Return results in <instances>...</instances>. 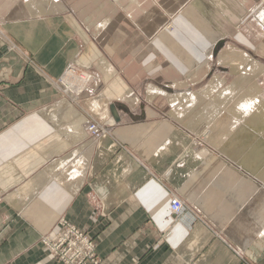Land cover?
Listing matches in <instances>:
<instances>
[{"label": "crops", "instance_id": "0c3cea01", "mask_svg": "<svg viewBox=\"0 0 264 264\" xmlns=\"http://www.w3.org/2000/svg\"><path fill=\"white\" fill-rule=\"evenodd\" d=\"M262 10L0 0V264H59L41 239L62 221L102 264H264V144L243 138L264 135ZM27 58L53 82L73 64L97 83L72 103ZM92 121L108 135L92 141Z\"/></svg>", "mask_w": 264, "mask_h": 264}, {"label": "built area", "instance_id": "2783aa9c", "mask_svg": "<svg viewBox=\"0 0 264 264\" xmlns=\"http://www.w3.org/2000/svg\"><path fill=\"white\" fill-rule=\"evenodd\" d=\"M70 66L72 68L75 67V69L73 68L75 73L72 74L73 70L68 68L66 69V72L62 78H60L59 82L56 81L53 83L56 87H61L63 90H67L69 84L63 83L64 77L67 75V73L71 74V76H74L73 79L76 83V80L81 78L79 80L81 82L80 86H75V84H73L75 91L81 92L80 94L76 93L73 95L76 98L66 94L63 90L61 93L70 102L78 103L80 97L85 92L92 89V86H95L97 79L89 71H83L79 67H76L75 65L73 66V64ZM69 70L71 71L69 72ZM77 71L82 73V77L77 76ZM85 76L88 77V81L84 79ZM96 128H99V124L94 121L90 122L87 126V131L92 141L98 140L99 135L102 134L101 131L99 133L96 132ZM170 206L171 213L175 219L183 216L188 210V206L176 194L173 193ZM41 243L46 248H48V250L53 255V258H55L59 264H102L101 258L97 253V246L92 236L89 233L77 228L76 226L67 223L66 221H62L60 223V231L55 238L45 236L41 239Z\"/></svg>", "mask_w": 264, "mask_h": 264}, {"label": "rangeland", "instance_id": "374dc122", "mask_svg": "<svg viewBox=\"0 0 264 264\" xmlns=\"http://www.w3.org/2000/svg\"><path fill=\"white\" fill-rule=\"evenodd\" d=\"M262 12V11H261ZM261 12L258 14V16L261 14ZM257 16V17H258ZM256 20H257V18H256ZM259 22V21H258ZM169 25H171V24H169ZM169 25H167L166 26V28H168V26ZM26 63H27V66L28 67H31V69H33L34 70V72L35 73H38V75L39 76H41L42 78H44L47 82H49L54 88H57L61 93H62V88L61 87H56L55 86V84L53 83V81L49 78V76H47V73H46V70L44 69V68H42L40 65H38L32 58H27V60H26ZM70 66V65H69ZM76 66V65H75ZM76 67H78V66H76ZM66 69H68V67L66 68ZM66 69H65V72H66ZM80 69H82L83 71L85 70L84 68H80ZM86 71H88V70H86ZM64 72V73H65ZM90 73H92L91 71H89ZM93 74V73H92ZM64 75V74H63ZM62 75V76H63ZM94 75V74H93ZM62 76L60 77V78H62ZM77 76L78 77H82V73L80 72V71H77ZM60 78L59 79H57V80H55V82L57 81V82H59V80H60ZM81 79V78H80ZM79 78H78V80H76L77 81V83L76 82H74V83H76L75 84V86H80V80ZM92 88H93V86H92ZM77 89V88H76ZM91 90V89H90ZM88 92V91H87ZM86 93V92H85ZM62 95V94H61ZM69 95V94H68ZM73 96V95H72ZM74 98H76L75 96H74ZM258 107V102L256 101V100H246L244 103H242V105H241V109L242 110H246L245 111V113H246V115L247 114H249V115H251V113H250V111H252V110H254L253 108H257ZM254 112V111H253ZM235 125H238V122H236L235 123ZM234 125V126H235ZM99 128H101V132H102V134L101 135H99V138H98V140H101L104 136H106V135H108V133H109V129H108V127H106V126H101V125H99ZM262 128H264V127H262ZM251 129L252 128H248V129H245L244 130V142L246 143V144H261L260 146H262L263 144H264V135H261L260 137H259V139H260V141H257V139H256V135L254 134V133H252L251 132ZM210 133V131L209 130H207L206 131V135L204 136L205 138L207 137V135ZM193 142H198V141H196V140H194Z\"/></svg>", "mask_w": 264, "mask_h": 264}, {"label": "bare ground", "instance_id": "6f19581e", "mask_svg": "<svg viewBox=\"0 0 264 264\" xmlns=\"http://www.w3.org/2000/svg\"><path fill=\"white\" fill-rule=\"evenodd\" d=\"M226 2V1H225ZM229 4V3H228ZM236 4V3H235ZM229 6V5H228ZM238 7V6H237ZM209 9V7H207ZM211 10V9H209ZM235 11V10H234ZM197 17V16H196ZM198 18V17H197ZM199 19V18H198ZM200 20V19H199ZM257 21H259V23L264 27V10H262L261 14L257 17ZM199 22V21H197ZM204 22V21H203ZM223 22V21H222ZM200 23V22H199ZM204 24V23H203ZM214 25V24H213ZM156 28L158 27L155 26ZM159 28V27H158ZM262 28V27H261ZM173 29V24L169 25L168 28H166V30H172ZM158 30V29H157ZM211 32V31H210ZM209 34V33H208ZM74 66V65H73ZM68 68H71L73 71H72V74H74V69L75 67H71V66H68ZM71 70H69L70 72ZM74 76H71V74H68L64 77V80H63V83H66V84H69L68 86V89L67 90H63L66 94H69L71 97H74L72 95H75L76 93L80 94L81 92L80 91H75L74 87H73V84H76L74 83V79H73ZM86 81H88V77L85 76ZM85 81V83H86ZM111 123V122H110ZM87 125V124H86ZM85 128V127H84ZM101 131V128H96V132H100Z\"/></svg>", "mask_w": 264, "mask_h": 264}]
</instances>
